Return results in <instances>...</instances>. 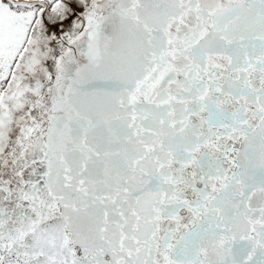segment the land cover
<instances>
[{"label": "snow or ice", "instance_id": "6c2138e0", "mask_svg": "<svg viewBox=\"0 0 264 264\" xmlns=\"http://www.w3.org/2000/svg\"><path fill=\"white\" fill-rule=\"evenodd\" d=\"M0 264H264V0H0Z\"/></svg>", "mask_w": 264, "mask_h": 264}]
</instances>
